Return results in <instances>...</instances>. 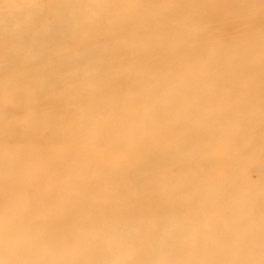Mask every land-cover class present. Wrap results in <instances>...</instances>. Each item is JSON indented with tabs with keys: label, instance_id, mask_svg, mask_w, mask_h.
<instances>
[{
	"label": "bare ground",
	"instance_id": "6f19581e",
	"mask_svg": "<svg viewBox=\"0 0 264 264\" xmlns=\"http://www.w3.org/2000/svg\"><path fill=\"white\" fill-rule=\"evenodd\" d=\"M0 264H264V0H0Z\"/></svg>",
	"mask_w": 264,
	"mask_h": 264
},
{
	"label": "rangeland",
	"instance_id": "374dc122",
	"mask_svg": "<svg viewBox=\"0 0 264 264\" xmlns=\"http://www.w3.org/2000/svg\"><path fill=\"white\" fill-rule=\"evenodd\" d=\"M255 167V165H253V168Z\"/></svg>",
	"mask_w": 264,
	"mask_h": 264
}]
</instances>
